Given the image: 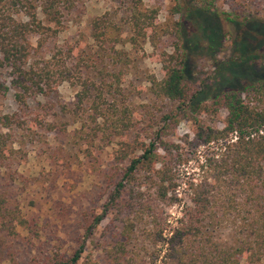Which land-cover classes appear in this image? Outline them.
<instances>
[{
    "label": "trees",
    "instance_id": "trees-1",
    "mask_svg": "<svg viewBox=\"0 0 264 264\" xmlns=\"http://www.w3.org/2000/svg\"><path fill=\"white\" fill-rule=\"evenodd\" d=\"M81 1L0 0V236L42 239L48 222L20 170L58 165L97 178L103 193L77 217L80 238L50 247L47 264H79L89 242L106 264H264V19L219 13L217 0H178V19L158 24L147 0H125L124 25L106 12L91 21L89 42H61ZM148 44L163 77L149 75L146 90L175 105L161 116L137 106L128 85ZM194 51L212 67L199 82ZM64 85L75 91L68 103L57 99ZM9 96L15 107L6 108ZM222 111L221 128L204 118ZM182 120L193 133L183 145L171 140ZM182 195L189 204L173 217ZM106 220L117 234L96 243Z\"/></svg>",
    "mask_w": 264,
    "mask_h": 264
},
{
    "label": "rangeland",
    "instance_id": "rangeland-1",
    "mask_svg": "<svg viewBox=\"0 0 264 264\" xmlns=\"http://www.w3.org/2000/svg\"><path fill=\"white\" fill-rule=\"evenodd\" d=\"M178 0H147L149 7L159 10L158 24H172L178 18H173L172 10L176 6ZM125 0H82L79 7L72 13L66 15L64 20V28L60 41L76 42L77 40L89 42L90 24L96 17L109 12L111 16L118 21L117 23L124 25L127 15ZM216 6L218 12L224 11L234 12L239 15H252L253 18L264 19V0H217ZM114 15H116L114 17ZM189 18H185L184 25L189 28ZM127 34V28L124 27ZM227 41V40H225ZM230 43H227L224 54L219 53L218 57L223 59L231 54ZM153 53V48L148 44L145 48L134 54L140 60L137 69L133 70L128 78V85L135 90L134 100L137 106L143 107L149 105L155 111L156 115L161 116L165 113H170L175 110V105L169 102L157 101V103L149 96L147 77L155 75L158 78L163 77L161 65L152 62L150 57ZM210 55L206 51H194L189 63L191 75L196 82L208 78L212 73V67L208 61ZM57 99L62 103H68L75 96V91L67 85L59 88ZM15 107L13 99L9 96L6 108ZM205 120L214 127L221 128L223 121L226 118V112L222 111L215 118L204 117ZM190 135L193 137L192 124L186 120H182L176 129V135L171 140L183 145L180 139ZM205 148H199V154L205 153ZM109 159V155L104 156L103 160ZM203 159L201 160V162ZM187 165H198L195 160L190 161ZM41 166V167H40ZM33 165L22 168L20 173L25 178H30L28 186L29 193L34 197L36 204L43 208V215L47 227L44 230L42 239L36 242V245H29L23 235L18 237L0 236V264H47L45 252L50 247L56 250L64 251L75 244L81 236L77 217L81 211L85 210L89 203L98 205L100 193H103L99 187L95 186L99 181L97 178H86L82 174V170L73 167L71 171H65L63 166L58 165ZM57 166L59 170L56 171ZM107 166V165H96ZM108 167V166H107ZM188 167V166H187ZM98 174L97 172L95 173ZM40 180L37 187L31 184L35 177ZM29 176V177H28ZM34 177V178H32ZM93 179H95L93 181ZM107 184V180L102 178ZM35 194V195H34ZM182 202L176 206L168 208V213L173 217L181 216L185 210V204H189V199L182 195ZM30 199L26 200L29 203ZM110 226L111 229H107ZM114 224H110L106 220L98 229L95 237L96 243L103 241V233L108 236H114L117 231H114ZM227 233V232H225ZM143 245V243H142ZM79 264H106L99 247L95 243L87 244V251Z\"/></svg>",
    "mask_w": 264,
    "mask_h": 264
}]
</instances>
